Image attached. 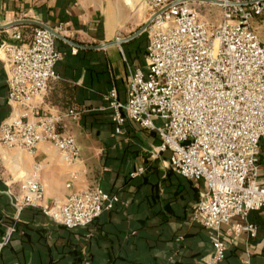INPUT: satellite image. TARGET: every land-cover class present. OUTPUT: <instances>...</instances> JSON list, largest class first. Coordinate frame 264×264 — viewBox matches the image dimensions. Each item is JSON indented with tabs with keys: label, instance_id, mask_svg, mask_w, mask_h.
Segmentation results:
<instances>
[{
	"label": "crops",
	"instance_id": "obj_1",
	"mask_svg": "<svg viewBox=\"0 0 264 264\" xmlns=\"http://www.w3.org/2000/svg\"><path fill=\"white\" fill-rule=\"evenodd\" d=\"M150 18L145 0H0V26L5 27L0 43L14 27L28 33L41 26L62 28V38L56 39L62 53L59 77L32 104L38 114L79 112L65 129L80 148L78 162L70 165L50 143L40 144L32 155L0 145V234L16 227L0 250V264H206L210 259L213 237L193 214L203 183L171 169L170 152L160 151L156 132L130 120L116 132L105 101L115 88L119 101L126 102L131 71L145 70L148 34L139 31ZM19 20L28 23L8 27ZM253 27L264 42V16ZM2 58L0 126L12 114ZM37 165L47 204L93 186L120 201L94 224L75 230L39 208L18 209L19 178ZM258 174L264 181V145ZM248 219L257 226L254 238L222 228L226 254L219 264H264V207Z\"/></svg>",
	"mask_w": 264,
	"mask_h": 264
},
{
	"label": "built area",
	"instance_id": "obj_2",
	"mask_svg": "<svg viewBox=\"0 0 264 264\" xmlns=\"http://www.w3.org/2000/svg\"><path fill=\"white\" fill-rule=\"evenodd\" d=\"M210 1L145 0L153 17L144 30L146 68L131 71L126 102L119 101L115 88L105 101L116 132L127 120L156 132L160 151L170 152L171 169L203 183L193 214L213 237L206 264H219L226 254L222 228L254 238L257 226L248 217L264 207V181L258 174L264 145V42L253 27L264 16V0ZM192 2L220 7L219 22L201 17ZM56 34H62L61 27H35L30 33L14 27L1 41L12 114L0 126V145L32 155L40 144L50 143L73 165L80 148L65 124L79 112L38 114L32 104L59 77L62 53ZM41 169L37 165L20 176L18 209L39 208L55 223L77 229L120 201L93 186L47 204ZM15 232V225L5 228L0 250Z\"/></svg>",
	"mask_w": 264,
	"mask_h": 264
},
{
	"label": "rangeland",
	"instance_id": "obj_3",
	"mask_svg": "<svg viewBox=\"0 0 264 264\" xmlns=\"http://www.w3.org/2000/svg\"><path fill=\"white\" fill-rule=\"evenodd\" d=\"M201 17L213 23H218L221 18V8L214 5L199 4L195 5Z\"/></svg>",
	"mask_w": 264,
	"mask_h": 264
},
{
	"label": "water",
	"instance_id": "obj_4",
	"mask_svg": "<svg viewBox=\"0 0 264 264\" xmlns=\"http://www.w3.org/2000/svg\"><path fill=\"white\" fill-rule=\"evenodd\" d=\"M186 1H203V2H212L210 0H186ZM153 17L150 18L148 20V22H146V24L140 29L139 33L143 32L148 26L149 24L151 23ZM24 23H28L27 21H24V20H19V21H16L14 22L13 24H11L10 26L8 27H11V26H15V25H20V24H24ZM42 27V26H41ZM0 28H5L3 26H0ZM51 30V29H50ZM57 38H62V36L60 34H56Z\"/></svg>",
	"mask_w": 264,
	"mask_h": 264
},
{
	"label": "trees",
	"instance_id": "obj_5",
	"mask_svg": "<svg viewBox=\"0 0 264 264\" xmlns=\"http://www.w3.org/2000/svg\"><path fill=\"white\" fill-rule=\"evenodd\" d=\"M97 220V219H96ZM96 220L93 222V223H91L90 225H92V224H94L95 222H96ZM90 225H88V226H90ZM85 227H87V226H85ZM66 228V227H65ZM81 228H83V227H81ZM66 229H69V228H66ZM78 229V228H77ZM69 230H75V229H69Z\"/></svg>",
	"mask_w": 264,
	"mask_h": 264
}]
</instances>
